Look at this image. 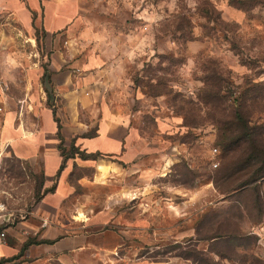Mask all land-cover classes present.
Segmentation results:
<instances>
[{"label": "rangeland", "instance_id": "374dc122", "mask_svg": "<svg viewBox=\"0 0 264 264\" xmlns=\"http://www.w3.org/2000/svg\"><path fill=\"white\" fill-rule=\"evenodd\" d=\"M98 2L105 8L100 19L112 20L115 32L125 31L127 23L143 30L142 40L150 37L129 72L144 95L134 109L149 145L146 153L133 164L105 157L98 165L81 160L85 155L64 127L71 111L53 88L45 34L1 0L0 116L8 119L0 124V137L8 124L39 127L37 114L50 112L63 152L80 158L69 166V187L56 221L66 224L63 235L78 231L90 244L104 243L107 264H195L185 256L196 250L209 264H264V178L231 190L234 178L224 175L230 169L219 171L224 153L215 119L220 114L198 101L209 81L221 79L220 96L229 110L249 81H264V0H239L243 8L228 0ZM253 108L252 122L264 126V108ZM158 118L172 123L159 129ZM44 183L39 159H18L0 143V216L7 219L0 231L6 223L17 226L31 217L43 192L53 190ZM231 236L232 242H225Z\"/></svg>", "mask_w": 264, "mask_h": 264}, {"label": "crops", "instance_id": "0c3cea01", "mask_svg": "<svg viewBox=\"0 0 264 264\" xmlns=\"http://www.w3.org/2000/svg\"><path fill=\"white\" fill-rule=\"evenodd\" d=\"M1 3L26 24L35 21V27L45 34L43 43L51 59L53 88L71 111L64 127L72 133L75 147L87 154H97L95 158L81 160L98 165L100 157H105L133 164L141 153H146L149 145L136 126L139 113L134 109L142 104L144 95L133 84L129 72L139 48L150 45V37L145 35L142 40L143 30L136 31L127 23L125 31L115 32L112 20L100 19L105 8L99 7L98 0ZM42 112L37 114L39 127L15 123V128L8 124L1 131L0 143L15 157L40 160L43 187L53 185V190L43 192L29 219L17 226L5 224V236L0 237V264H107L109 250L104 243L90 244L88 237L78 231L63 235L67 226L56 221L69 187V166L80 158L74 155L63 159L55 120L50 112ZM7 119L0 116V124ZM171 121L156 119L159 129L169 127ZM173 121L175 126L180 123L178 118ZM77 218L83 219V215ZM6 220L0 216V225ZM29 237L47 242L29 243L24 248Z\"/></svg>", "mask_w": 264, "mask_h": 264}, {"label": "trees", "instance_id": "16d2710c", "mask_svg": "<svg viewBox=\"0 0 264 264\" xmlns=\"http://www.w3.org/2000/svg\"><path fill=\"white\" fill-rule=\"evenodd\" d=\"M230 4L237 5L239 8L244 6L238 2L239 0H228ZM220 80L209 81V88L201 89L198 95V101L205 107L213 109L220 115L216 117L215 122L219 130L218 144L223 150L224 162L220 172L226 170L229 174H224L225 177L233 176V187L231 190H237L243 187L255 185V183L264 178V126L252 122V115L255 111L254 105L260 104L264 108V81L252 82L249 81V87L244 89L230 109H227L225 98L220 96L221 86ZM205 83L207 81L205 80ZM59 138L60 134L58 133ZM62 140V139H61ZM59 144L63 159L73 157V153L66 155ZM74 146V145H73ZM75 147V146H74ZM78 152L85 155L81 159H89L97 157V154H87L75 147ZM236 162V165L229 166L231 162ZM227 163V165H226ZM62 168V165L61 167ZM230 190V191H231ZM254 199L258 201V194L253 190ZM216 237V236H214ZM47 242V241H40ZM225 242H232V236L226 237ZM24 244V248L29 244ZM193 256H185V259H192L195 264H209L205 258V253L201 250L194 251Z\"/></svg>", "mask_w": 264, "mask_h": 264}, {"label": "built area", "instance_id": "2783aa9c", "mask_svg": "<svg viewBox=\"0 0 264 264\" xmlns=\"http://www.w3.org/2000/svg\"><path fill=\"white\" fill-rule=\"evenodd\" d=\"M143 29L145 30L146 27L144 26ZM211 152H212L213 155H216V153H217V148H216V147H213V148L211 149ZM218 164H219V163H218L217 161H213V162H211V166H212V168H217V167H218ZM4 236H5V233H4L3 231H1V232H0V237H4Z\"/></svg>", "mask_w": 264, "mask_h": 264}]
</instances>
